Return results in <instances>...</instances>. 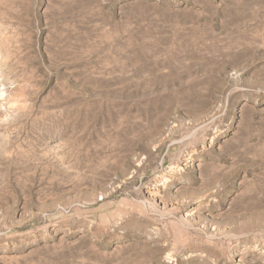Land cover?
<instances>
[{"label":"rangeland","instance_id":"rangeland-1","mask_svg":"<svg viewBox=\"0 0 264 264\" xmlns=\"http://www.w3.org/2000/svg\"><path fill=\"white\" fill-rule=\"evenodd\" d=\"M0 264H264V0H0Z\"/></svg>","mask_w":264,"mask_h":264}]
</instances>
